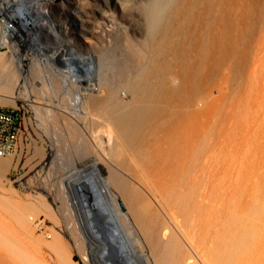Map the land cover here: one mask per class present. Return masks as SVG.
Returning a JSON list of instances; mask_svg holds the SVG:
<instances>
[{
    "label": "bare ground",
    "instance_id": "obj_1",
    "mask_svg": "<svg viewBox=\"0 0 264 264\" xmlns=\"http://www.w3.org/2000/svg\"><path fill=\"white\" fill-rule=\"evenodd\" d=\"M136 1L0 0L1 102L26 97L56 148L98 158L24 191L7 177L21 153L0 157V264H264V130L243 88L264 0H139L147 33L121 21ZM118 30L125 64L103 52ZM64 86L72 116L31 97Z\"/></svg>",
    "mask_w": 264,
    "mask_h": 264
},
{
    "label": "rangeland",
    "instance_id": "obj_2",
    "mask_svg": "<svg viewBox=\"0 0 264 264\" xmlns=\"http://www.w3.org/2000/svg\"><path fill=\"white\" fill-rule=\"evenodd\" d=\"M121 21H123V23L125 25H130L131 27L136 28L140 33H147L150 30L149 5L146 4L145 2H141V1L137 0L136 2H134L133 5L129 6L127 12H124L121 15ZM263 31H264V20H263V23L261 25V30H259L258 34H255L253 36V38L251 39V42H250V50H251V52H253V54H252L253 56L256 55L257 49L261 48L258 51L259 56H260V67H259L257 74L255 76H252L250 78V80L245 81L248 83V85H246L247 83L243 82L245 84V85L243 84V86H244L243 88L247 87V89L249 90L248 91L246 88L244 89L245 92H247L246 95L249 94L247 96V99H248V107H249L250 115L251 116H259L260 119H262V128L264 130V36L262 35ZM25 39L29 40V37L26 35L24 37L23 41L17 40L16 42L12 41V43L14 42L13 45H14L15 49L17 50V52L20 51V52H18L19 56L27 57V55H28L27 53H29L32 48H36V47H34V45L30 42V40L26 41ZM29 42H30V44H29ZM48 43L50 44V46H54L55 42L53 41V44H51L50 42H48ZM2 50L8 51L9 49L7 47H2ZM49 52L51 53V51L49 49H47L45 51V53H49ZM103 52L106 53L107 57H110L111 60H116V62L118 61L119 63L125 64V58L123 59V57H120V56L125 57L128 54H127L126 47L124 45L123 35H122L121 31L118 30L115 34H113L110 47L106 51H103ZM114 54L116 57L113 56ZM41 56L43 57L45 55H41ZM30 64H31V61L27 57L23 61V65H24L25 70H28L30 68ZM26 72H28V71H26ZM22 83H23V85H22ZM24 85H25V79L23 78V79H21L20 87H18L16 90L17 94L20 93V90L22 88L21 86H24ZM64 87L63 88L60 87V89H58V87H54L55 90L54 89L53 90L55 92L54 93L55 95L50 94L52 97L50 99H49L50 95H48V97H45L46 95L40 96L38 89H35V90L31 89L30 93L33 94V95L31 94V97L33 96L32 98L35 99V103H37L36 105L39 104V106H41L42 109H49V108H47L48 106L49 107L53 106L54 109L53 108L52 109L54 110L55 115L58 116L59 115L58 113L61 112L66 117H69V116L73 115L72 113H71L72 114L71 115L70 112H72L71 101L73 103L74 98H72L73 96L71 94H70L71 96H67L69 93L72 92L71 88L70 87L68 88V86H67L68 89L66 87L65 88ZM33 91H35L37 94L35 92H34L35 93L34 94ZM34 95L35 96L38 95V96L35 97ZM38 97H40V98H38ZM69 97L72 99L70 100ZM20 99H21V101H20ZM64 99H68V100H64ZM18 100H19V102H22L26 105V110H27V113H26L27 114V124H26V131H25L26 132V135H25L26 143H24L22 145L21 150L19 151L21 153V159H20L21 162L19 161V163L17 165H15V168H12L10 170V172L7 173V177H9L12 180L13 186H15L16 188H18L20 190L29 191L30 180L34 178L32 181L38 182V181H40V179L42 177H44L45 180L47 179V181L51 184L55 183V182L58 183L62 178H65V175H69L74 170L73 166L81 167L83 165H89V164L95 162L96 160H98V158L95 154H88L86 157V156H83L85 154L81 155V151H79L77 148H74V147H69L68 149L66 147L65 150L63 147L60 148L61 150L58 147L56 148L57 141L55 139L57 136H55V132L52 130V127L50 128V126L49 127L47 126V129H46L45 125L42 124L43 120H41L40 114H37L38 110H36L34 103L33 104L29 103L27 98L22 97V96L19 97ZM40 100H43V101H40ZM48 100H50V102H47ZM57 100H59V101H57ZM61 100L64 102H62ZM69 100H70V103L65 102V101H69ZM55 102L58 103L59 105L56 104ZM60 102H62V103H60ZM42 103H44L45 108H44ZM46 103L48 104L47 106L45 105ZM64 103L65 104L68 103L67 104L68 106H66ZM60 104H61V107L59 108ZM69 104H71V105H69ZM54 105L57 107H55ZM62 105H65V106H63V109H62ZM65 107H67L66 112H65V109H66ZM68 107H69L70 112L68 111ZM56 112H57V114H56ZM38 113H39V111H38ZM60 133H62V132H58V134H59L58 136L61 135ZM86 134L88 135V133H86ZM50 136H51V138H50ZM53 136H55L54 139H53ZM58 139H59V137H58ZM60 139H61V136H60ZM263 141H264V138H263ZM36 143L42 147H43V145L46 146L45 147V151H46V157L45 158L42 159L41 157H39V155L35 154ZM57 149H59V150H57ZM31 152H32V155L29 154ZM56 153H58L59 157H58V155H56ZM59 153H61V154H59ZM61 155H63L64 157ZM56 156L58 157V159H55ZM261 156L262 157H261L260 165H261L262 169L264 170V150L261 153ZM13 157H15V156L5 157V158H13ZM75 163H76V165H75ZM59 164H60V166H59ZM62 164H63V166H62ZM69 166H70V168H68ZM41 171H43V172H41ZM60 172L62 173V175ZM41 173H42V175H41ZM38 177H39V179H38ZM35 191H41V187L40 186L32 187V192H35ZM54 193H55V195L51 197V200H52V198H54L58 194L56 188L54 190ZM92 214L95 215V217H97V218L100 217L99 219L101 220L102 214L98 209H93ZM49 225H51V223H49ZM97 225L100 227L99 229L101 230L103 235L106 236V234L108 235L110 233L108 230V224H105L104 222L99 221L97 223ZM106 228H107V230H106ZM120 249L121 248H119L117 245L115 246V248H113L112 252L118 253L117 256H115V254H114L111 257L113 259V261L120 259V257H121V250Z\"/></svg>",
    "mask_w": 264,
    "mask_h": 264
},
{
    "label": "built area",
    "instance_id": "obj_3",
    "mask_svg": "<svg viewBox=\"0 0 264 264\" xmlns=\"http://www.w3.org/2000/svg\"><path fill=\"white\" fill-rule=\"evenodd\" d=\"M26 113V105L19 100L12 105L3 104L0 99V157L16 156L26 143Z\"/></svg>",
    "mask_w": 264,
    "mask_h": 264
},
{
    "label": "crops",
    "instance_id": "obj_4",
    "mask_svg": "<svg viewBox=\"0 0 264 264\" xmlns=\"http://www.w3.org/2000/svg\"><path fill=\"white\" fill-rule=\"evenodd\" d=\"M14 163V162H13ZM13 165V164H12Z\"/></svg>",
    "mask_w": 264,
    "mask_h": 264
}]
</instances>
